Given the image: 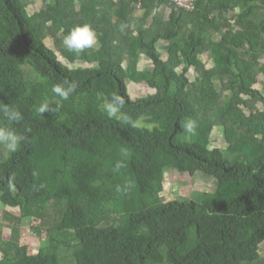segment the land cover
Returning a JSON list of instances; mask_svg holds the SVG:
<instances>
[{"label":"trees","instance_id":"obj_1","mask_svg":"<svg viewBox=\"0 0 264 264\" xmlns=\"http://www.w3.org/2000/svg\"><path fill=\"white\" fill-rule=\"evenodd\" d=\"M43 1L31 15L32 0H0V102L21 111L13 127L27 137L15 153L0 147V202L19 207L2 214L0 264H264V0H197L192 11L167 0ZM84 24L96 46L68 50L64 37ZM142 57L151 69H139ZM65 81L78 87L61 101L52 89ZM129 81L154 92L133 99ZM113 94L152 128L107 118ZM45 101L58 110L38 114ZM217 128L225 147L211 148ZM167 169L200 172L215 189L165 201ZM26 220L36 254L22 244Z\"/></svg>","mask_w":264,"mask_h":264},{"label":"rangeland","instance_id":"obj_2","mask_svg":"<svg viewBox=\"0 0 264 264\" xmlns=\"http://www.w3.org/2000/svg\"><path fill=\"white\" fill-rule=\"evenodd\" d=\"M46 5H47V2L43 0H32V4L28 8L29 13L33 15L39 10L45 8ZM162 11L168 12L169 8L162 7ZM46 44L48 45L50 49L54 50L58 54L60 60L64 61L52 37H49L46 40ZM162 46H163V43H160V49L162 48ZM160 51L162 55H165L163 48ZM165 56H164L165 59L168 60L167 59L168 55L166 54ZM142 60H145L146 62L143 63L141 62ZM142 60L140 61V64H142L143 66L139 64L140 65L139 68L141 70L151 69L150 62L147 63L148 61L143 57H142ZM205 63L207 64L208 67L212 65L210 57L205 56ZM81 65H83L85 68L88 66V65H85L84 63L76 64V66H81ZM181 67L182 65L177 66L174 72L176 74H178V72H181ZM188 76L191 80L195 79V72L193 68L190 70ZM262 82H264L263 75L260 77L259 84L256 86V89L264 93ZM128 87H129V92L131 94V97L133 99H137L138 97H142V96H145L147 94L154 92V89H150L147 85L133 83L132 81H129ZM213 88L216 89L215 86H213ZM258 106L259 108L263 107L262 103L258 104ZM137 126L146 127L149 129L152 128V125L144 124L142 119H140L137 122ZM258 137L264 141V134H258ZM210 147L211 148L225 147L224 140H223V131L221 128H217L213 131V134L211 135ZM164 175L165 177H164V183H163V192L161 193V196L165 201H169V200L176 199V198L198 200L200 193L214 191L215 189V180L204 176L200 172L194 176H191L190 174H178L177 172L173 170L167 169L164 172ZM3 213H8L14 216H19V207L14 201H10L9 205H3L0 202V222L2 221ZM9 229H10L9 224L3 225V236L5 238H9L10 236ZM47 236H48V233H43L42 235L43 238H46ZM22 244L27 245L29 247L30 254H36L41 246V239L39 238V236L36 235V233H33L31 229L30 220H26L22 224ZM261 255L264 258V244L261 245ZM0 259H1V253H0Z\"/></svg>","mask_w":264,"mask_h":264},{"label":"clouds","instance_id":"obj_3","mask_svg":"<svg viewBox=\"0 0 264 264\" xmlns=\"http://www.w3.org/2000/svg\"><path fill=\"white\" fill-rule=\"evenodd\" d=\"M97 44L96 34L90 25H77L64 37V45L66 48L75 53H81L85 49H91ZM78 85L76 82H68L58 84L53 87V93L59 97L61 101H67L73 93L76 91ZM125 100L118 94L111 95L110 98L104 100L102 104V110L109 119H116L132 127H137V122L134 121L124 111ZM58 103L55 107L48 102L40 104L36 111L38 114L43 115L45 112H53L58 110ZM0 147L4 148L8 153H15L20 148L21 144L27 139L24 133L18 132L13 125L19 124L23 119V115L18 108L0 102ZM186 131L190 134H195V122L189 121L186 124ZM122 153L126 156L128 152L126 149H122ZM123 165L117 163L115 168L118 170ZM40 187H43L41 185ZM131 183L125 185V190L131 188ZM117 192L121 189L118 186Z\"/></svg>","mask_w":264,"mask_h":264},{"label":"built area","instance_id":"obj_4","mask_svg":"<svg viewBox=\"0 0 264 264\" xmlns=\"http://www.w3.org/2000/svg\"><path fill=\"white\" fill-rule=\"evenodd\" d=\"M168 3L177 8H182L187 11H192L195 9L197 0H167Z\"/></svg>","mask_w":264,"mask_h":264},{"label":"crops","instance_id":"obj_5","mask_svg":"<svg viewBox=\"0 0 264 264\" xmlns=\"http://www.w3.org/2000/svg\"><path fill=\"white\" fill-rule=\"evenodd\" d=\"M165 12H166V11H165ZM135 14L138 15L137 12H136ZM167 14H168V12H166V15H167ZM162 48H163V47H162ZM159 49H160V44H159ZM160 50H161V49H160ZM165 55H166V54H165ZM165 55H162V58H163L164 60H166V59H165V57H166ZM164 56H165V57H164ZM141 60H142V59H141ZM141 62L145 63L146 61H145V60H142ZM147 63H149V62H147ZM139 64H140V63H139ZM140 65L143 66L142 64H140ZM140 65H139V66H140ZM145 67H146V66H145ZM139 69H140V68H139ZM140 70H141V69H140Z\"/></svg>","mask_w":264,"mask_h":264},{"label":"water","instance_id":"obj_6","mask_svg":"<svg viewBox=\"0 0 264 264\" xmlns=\"http://www.w3.org/2000/svg\"><path fill=\"white\" fill-rule=\"evenodd\" d=\"M157 9L155 8L152 12V14L149 17V23L151 22V20L153 19V15L156 13Z\"/></svg>","mask_w":264,"mask_h":264}]
</instances>
